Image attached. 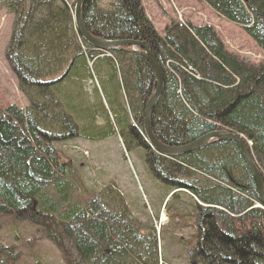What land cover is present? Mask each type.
<instances>
[{
	"label": "trees",
	"instance_id": "16d2710c",
	"mask_svg": "<svg viewBox=\"0 0 264 264\" xmlns=\"http://www.w3.org/2000/svg\"><path fill=\"white\" fill-rule=\"evenodd\" d=\"M198 1L241 28L262 60L239 57L208 23L176 18L161 35L141 0H88L81 17L96 38L148 46L163 83L149 119L159 143L180 147L212 131L232 133L264 183V0ZM74 3L0 0V10L13 18L5 60L27 101L24 108L0 107V212L17 223L25 215L42 224L39 232L53 244L49 235L59 231L68 242L69 255L57 245L64 264H166L164 257L158 261L154 229H140L110 187H85L58 148L119 136L160 203L171 194L163 210L178 259L264 264V209L237 144L212 140L173 158L151 148L143 132L144 106L155 88L148 60L130 47L95 58L99 51L75 33ZM50 210L62 214L52 219ZM183 230L191 235L174 237Z\"/></svg>",
	"mask_w": 264,
	"mask_h": 264
},
{
	"label": "rangeland",
	"instance_id": "374dc122",
	"mask_svg": "<svg viewBox=\"0 0 264 264\" xmlns=\"http://www.w3.org/2000/svg\"><path fill=\"white\" fill-rule=\"evenodd\" d=\"M141 2L148 19L161 35L170 20L176 18L192 25L208 23L216 29L228 48L239 57L256 63L262 60L259 49L241 28L218 18L198 0H141ZM11 25L12 15L6 10L0 11V104L13 103L18 107H24L26 100L22 93L18 92L16 79L4 56ZM58 148L63 158L71 160L76 166L78 177L87 188L98 190L110 187L121 202L120 207L126 208L140 227L155 229L159 234L156 240L158 261L164 257L168 260L166 264H186L176 257L179 250L169 243L171 234L166 232L167 217L163 210L164 204L160 203V192L150 181L135 154L126 153L119 136L108 137L99 142L75 139L58 144ZM30 232L31 230L28 232L26 230L22 234L14 225L5 229L0 228V248L10 247L11 251L16 253L14 256L0 251V264L22 262L33 264L31 253L24 251L21 246V241L25 237H32L28 235ZM189 235L191 231L183 230L175 233L174 237L183 239ZM37 243L43 253L41 264H64L59 253L50 244L40 237H37Z\"/></svg>",
	"mask_w": 264,
	"mask_h": 264
},
{
	"label": "water",
	"instance_id": "95a60500",
	"mask_svg": "<svg viewBox=\"0 0 264 264\" xmlns=\"http://www.w3.org/2000/svg\"><path fill=\"white\" fill-rule=\"evenodd\" d=\"M86 0H76L75 6H74V13H73V19L74 23L77 26V31L80 35V37L89 45L100 48V49H114L116 47H120L123 45H129L133 48H137L141 50V53L145 56V58L150 62V64L153 67L154 74H155V88L152 91L148 101L146 102L144 106V113H143V132L146 138V141L152 147L156 152L159 154H162L166 157H176L178 155H182L184 153L190 152L195 150L196 148H199L203 146L204 144L210 142L211 140H217V141H223V140H229L233 141L237 144L239 148V152L244 159L247 167L249 168L255 184L256 188L259 194L260 202L262 204V208L264 209V183L258 173V170L252 160V157L248 150L246 149L243 140L241 137L234 135L229 132L225 131H212L209 133H206L205 135L199 137L198 139L194 140L193 142L180 147H170L165 146L159 143L152 135L150 130V113L157 102L160 93L162 91V76L159 70V67L156 63V59L150 52L148 46L145 43L142 42H135L130 40H104L96 38L92 35H90L83 27L82 24V17H81V6Z\"/></svg>",
	"mask_w": 264,
	"mask_h": 264
},
{
	"label": "bare ground",
	"instance_id": "6f19581e",
	"mask_svg": "<svg viewBox=\"0 0 264 264\" xmlns=\"http://www.w3.org/2000/svg\"><path fill=\"white\" fill-rule=\"evenodd\" d=\"M86 1H88V0H86ZM85 1V2H86ZM82 7V6H81ZM213 13V12H212ZM214 14V13H213ZM216 15V14H215ZM217 16V15H216ZM218 17V16H217ZM219 18V17H218ZM72 23H73V25H74V28H75V33H76V35L79 37V39L81 40V41H84L81 37H80V35H79V33H78V31H77V26L75 25V23H74V19H73V11H72ZM82 24H83V27H84V23H83V20H82ZM84 29H85V27H84ZM86 30V29H85ZM91 35V34H90ZM100 39V38H99ZM125 40H128V39H122V41H125ZM130 41H135V40H130ZM85 42V41H84ZM135 42H141V41H135ZM86 43V42H85ZM142 43H144V42H142ZM87 44V43H86ZM87 45H89V44H87ZM90 47H93V46H91V45H89ZM124 47H130V49L131 50H135L136 48H133V47H131V46H129V45H123V46H120V47H116V48H114V49H122V48H124ZM94 49H96L97 51H99V53L96 55V57L95 58H100V57H102L103 56V53L104 54H107L108 55V51H110V50H113V49H100V48H95V47H93ZM140 52H141V50L140 49H138ZM149 62V61H148ZM156 63H157V61H156ZM149 64H150V62H149ZM157 65H158V63H157ZM150 66H151V68H152V70H153V67H152V65L150 64ZM159 67V66H158ZM159 70H160V68H159ZM161 73V72H160ZM153 74H154V70H153ZM154 81H155V74H154ZM2 106V104H0V107ZM212 141V140H211ZM197 149V148H196ZM160 155H162V154H160ZM162 156H164V155H162ZM179 156V155H178ZM164 157H166V156H164ZM167 158H173V157H167ZM86 187V186H85ZM89 189V188H88ZM90 190H92V189H90ZM158 191V190H157ZM115 195V194H114ZM117 203H119V207H120V205H121V202L120 201H118V198H117ZM164 202H166V201H164ZM121 208H123V209H125L126 210V208H124V207H120V209ZM12 215H14V212H12L11 213ZM42 213L40 212V215H41ZM62 213L61 212H59V213H57V212H54V210H50V212H49V214H48V216L50 217V216H52L53 218L52 219H56L58 216H60ZM24 218L21 220V222H19V223H17V222H15V221H12V217L10 216V215H7V214H4L3 212H0V228L1 229H5V228H8L10 225H14V227H15V229L16 230H19V232L20 233H22L23 234V232L24 231H26L27 230V232L29 231V230H31V232H30V234H28V235H32V237H25L22 241H21V246H22V249L24 250V251H27V252H29V253H31V257H32V259L34 260V262H33V264H41V261H40V259H42L41 257L43 256V253H42V249H41V247H40V245L37 243V237H40L43 241H45V242H47L48 244H50L58 253H59V247L58 246H60V247H62L65 251H66V253L68 254V251H67V246H66V244H68V242L66 241V239H62V242L59 240V238L61 237V238H65L59 231H57V230H54L52 233L51 232H49V238H51V240H53L54 241V243L55 244H53V243H51L49 240H46L45 238H43L42 237V235H41V233L39 232V230L41 231V228H40V226L39 225H42V224H40V223H36L35 222V220H33V219H27L28 217L27 216H23ZM27 217V218H26ZM44 218H48L46 215H44ZM36 223H33V221ZM49 221V220H48ZM138 227L141 229V227L138 225ZM138 228V229H139ZM145 228H147V227H145ZM150 228V227H149ZM153 229V228H152ZM154 231H155V229H154ZM161 233V232H160ZM26 235V234H25ZM155 236H156V240H157V238H159V234H157L156 233V231H155ZM160 236H161V234H160ZM58 245V246H57ZM4 248H6V249H3V250H8L9 251V253L10 254H12V255H15V253L14 252H12L11 250V248L10 247H4ZM17 255H18V253H17ZM69 255V254H68ZM59 256H60V254H59ZM22 264H23V262H22Z\"/></svg>",
	"mask_w": 264,
	"mask_h": 264
}]
</instances>
